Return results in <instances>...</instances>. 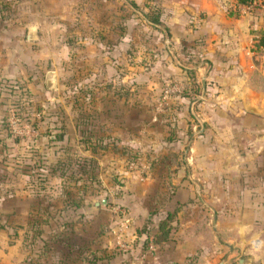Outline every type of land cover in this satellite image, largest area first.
<instances>
[{"label":"crops","instance_id":"0c3cea01","mask_svg":"<svg viewBox=\"0 0 264 264\" xmlns=\"http://www.w3.org/2000/svg\"><path fill=\"white\" fill-rule=\"evenodd\" d=\"M132 1L154 8L160 24L150 25L148 40L139 39L134 30L123 33L104 73L123 82L146 80L144 93L155 100V109L162 80L184 81L183 68H191L198 94L169 98L166 123L149 107L137 134L127 138L148 146L145 157L151 165L141 180L124 171L127 181L119 196L128 211L127 226L104 216V258L97 264H264V43H255L264 33V0L250 11L236 0ZM6 2L0 8V78L42 80L48 90L53 86L50 76L60 71L55 46L61 38L55 31L60 29L62 2ZM28 30L34 34L31 39L26 38ZM129 44L134 49L132 71L124 62ZM142 55L146 65L140 68ZM127 90L130 96L141 93L137 86ZM138 107L115 105L119 132L125 131L120 129L124 112ZM5 112L0 106V123L7 121ZM167 158L178 164L170 163L169 177L162 181L157 169L163 164H157ZM92 208L91 214L99 211ZM167 211L173 213L170 237L148 250L154 226ZM143 227L149 230L147 237ZM120 241L128 247L121 248ZM59 253L36 248V260L27 263L63 264Z\"/></svg>","mask_w":264,"mask_h":264},{"label":"rangeland","instance_id":"374dc122","mask_svg":"<svg viewBox=\"0 0 264 264\" xmlns=\"http://www.w3.org/2000/svg\"><path fill=\"white\" fill-rule=\"evenodd\" d=\"M2 1L0 8L5 7ZM5 1L10 6L9 2L13 0ZM61 2L63 15L59 17L60 29L55 31L61 38L60 46H55L60 71L58 76L56 73L50 76L53 86L45 90L42 80L30 82L31 79L28 83L17 78H0V106L6 109L8 123L6 126L0 123V264L35 261L36 248L46 243L49 246L47 239L53 230H70L85 236L95 230V223L100 221L104 232V216L111 217L110 221L116 220L111 204L126 208L119 196L127 181L124 171L137 174V180H141L145 177V167L151 165V160L145 157L148 146L142 141L127 139L132 133L137 134L139 124L142 125L140 121L145 120L152 109L156 110L155 100L144 93L148 83L143 79L139 84L129 79L117 80L115 74L104 73V67L110 52L115 54L114 45L123 33L131 34L134 30L139 32V39L148 40L151 26L142 13L150 12L148 15H151L154 8L148 10L145 3L135 4L132 11L121 0ZM132 47L126 46L124 53L125 68L131 71L134 65ZM137 62H140V68L146 65L143 55ZM112 63L116 69V57L112 58ZM122 85L127 89L137 86L141 93L123 99L117 94ZM75 95L79 98L77 103L73 101ZM128 103L138 104L139 109L124 112V126L120 129L125 131L119 132L114 108ZM110 106L113 111H105ZM164 110L160 108L155 115L166 123L168 114ZM51 113L56 116L52 117ZM55 123L61 127L52 131L61 132L62 139L50 140L41 132L47 125ZM91 132L103 138V142L115 136L119 145L127 143L130 153L118 156L103 148L97 154L90 152V147L84 148L79 138ZM6 135L9 139H5ZM131 155H135L134 161L125 159ZM177 161L167 158L157 164H163L157 169L162 181L169 177L170 163L176 165ZM139 183L143 182H138L137 186ZM67 191L72 193L67 196ZM67 197L82 206L62 207ZM102 197L109 205L98 204L99 211L91 214L90 201H99ZM45 216L50 217L48 224L36 223ZM32 220H35L33 224L30 223ZM69 222L73 223L70 229ZM38 227H41L40 235L36 234ZM81 227L87 232L80 233ZM41 235L45 238L43 241L39 239Z\"/></svg>","mask_w":264,"mask_h":264},{"label":"trees","instance_id":"16d2710c","mask_svg":"<svg viewBox=\"0 0 264 264\" xmlns=\"http://www.w3.org/2000/svg\"><path fill=\"white\" fill-rule=\"evenodd\" d=\"M238 2H246L248 0H236ZM3 2V1H2ZM122 3L126 4L127 7H129L132 11L135 10V2H133L132 0H124ZM145 12L142 13V17L145 19V21L147 23H149L151 26H155L157 24H160V21L158 19V13L156 11L151 12ZM256 44H262L264 43V33H261V35L257 38ZM184 72L186 73V77L184 78V81H182V83L184 84V88L181 89L179 92H177L178 95L181 96H188L190 94L191 91H193L194 93L198 94V89L194 88V83L192 82V77L191 75H189L192 70L191 68H183ZM108 85H106L107 87ZM127 89H124L121 91H119V93H117L118 95L122 96L123 99H125L127 97ZM175 94V95H177ZM158 98V96H157ZM158 100V99H157ZM170 100V99H169ZM169 100L167 101V103L163 106L165 108L164 111H166L165 113H167V111L169 110ZM73 101L77 103V101H79L78 96H74L73 97ZM102 104H101V108H102ZM96 108V107H95ZM100 108V109H101ZM98 108V110H100ZM111 110V107H108L105 109L106 110ZM104 110V108H103ZM56 116V113H51V116L53 117ZM55 120V119H52ZM2 122V121H1ZM91 123L95 122L92 120ZM2 124L4 126L7 125V121H3ZM98 126V124H97ZM61 126L59 124H54V125H47L45 131L43 130L41 133L42 135H46L48 139L50 140H58V139H62V133L61 132H53L52 129H59ZM101 127V126H100ZM98 136L94 135V132L89 133V135H82L79 138V142L84 144V148L86 147H90L89 150L92 153H96L99 149H107L111 152H114L116 155H125L124 153H130V150H128L129 152H127V143L124 144H120L119 145V139H117L115 136H112L111 139L105 140L103 142V138H99ZM95 139V140H94ZM136 155V154H135ZM135 155H131L128 157H125V159H130L129 161H134ZM117 156V157H118ZM70 193H72L71 191H67L66 195L68 196ZM65 206H70L73 208H78L81 207L82 204L80 202H77L76 200H72L71 198H66L65 199ZM108 203V202H107ZM47 212V211H45ZM172 212L171 211H167L166 214L157 221L156 225L154 226V231L151 233L152 236V243H159L162 242L166 239H168L170 237V230H171V224H170V220L172 217ZM50 218V217H49ZM49 218L48 216H45L43 219H40L38 221H36V223H38L39 225L42 224H48L49 223ZM32 220L30 223L33 224ZM73 223L69 222L68 223V228H72ZM82 228V227H81ZM143 230L146 232V237L149 234V230L146 227H143ZM41 231V227H38L36 230V234L38 235ZM85 233L87 232L85 227L84 230L82 228V230L80 231V233ZM89 233V232H88ZM91 234V235H90ZM103 234V228L100 224L97 225V227H95V230L91 231V233L87 235H80L79 232H75V231H64V230H58L56 232V230H53V232L48 236L47 241L50 242L49 246L48 243H46V245L44 244V248L46 249H58L60 250V262L63 264H97V260L104 258V248H102L101 244V240H100V235ZM40 235V234H39ZM146 240V238L144 239ZM45 241V242H47ZM145 242V241H144ZM116 248V247H115ZM74 249V250H72ZM71 251H73V254L71 253ZM68 262V263H67Z\"/></svg>","mask_w":264,"mask_h":264},{"label":"built area","instance_id":"2783aa9c","mask_svg":"<svg viewBox=\"0 0 264 264\" xmlns=\"http://www.w3.org/2000/svg\"><path fill=\"white\" fill-rule=\"evenodd\" d=\"M256 6H262V0H248L246 2H242L240 4V8L244 11H250ZM184 88V84L181 80L175 78H168L163 81L160 86L159 93H158V101H157V108L159 110L162 108L168 101L169 98L177 94L181 89ZM164 108V107H163ZM14 122V120H11ZM111 211L114 213V217L118 222L119 226L125 228L128 222V211L123 206L113 203L110 206ZM118 245L121 248H127V242H118ZM154 248V244L150 241L147 243V249L152 250Z\"/></svg>","mask_w":264,"mask_h":264},{"label":"water","instance_id":"95a60500","mask_svg":"<svg viewBox=\"0 0 264 264\" xmlns=\"http://www.w3.org/2000/svg\"><path fill=\"white\" fill-rule=\"evenodd\" d=\"M34 36L33 32L28 30L26 32V38L27 39H31L32 37ZM45 83H46V86H51V80L50 79H46L45 80ZM202 93H203V87H202V90H201V96H202ZM249 109L252 110V107H249ZM106 203V200L104 197L100 198V200H92L90 201V206L96 208L98 206V204H105ZM241 261H243V258H241Z\"/></svg>","mask_w":264,"mask_h":264}]
</instances>
